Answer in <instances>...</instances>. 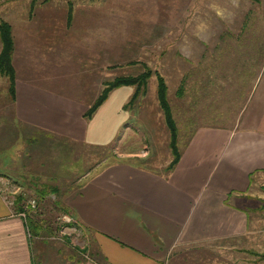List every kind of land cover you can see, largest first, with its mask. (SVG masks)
Listing matches in <instances>:
<instances>
[{
  "label": "rangeland",
  "instance_id": "1",
  "mask_svg": "<svg viewBox=\"0 0 264 264\" xmlns=\"http://www.w3.org/2000/svg\"><path fill=\"white\" fill-rule=\"evenodd\" d=\"M0 18L15 26L19 75L53 90L62 88L71 97L92 102L106 80L136 75L146 66L161 73L180 149L203 128L237 125L246 107L255 105L258 92L251 102L253 91L264 85V0H0ZM181 85L184 94L179 96ZM157 86L153 75L147 93L126 109L135 87L117 89L111 98V143L105 146L23 125L21 134L16 125L0 128L12 137L0 150L1 168L22 173L21 206L52 228L32 239L37 264H76L94 253L93 237L57 202L70 207L69 194L104 165L126 161L170 175L166 166L173 157ZM257 173L241 200L254 222L252 238L242 244L244 250L212 249L211 259L264 264V170ZM43 186L57 191L41 199ZM33 199L35 208L27 205Z\"/></svg>",
  "mask_w": 264,
  "mask_h": 264
},
{
  "label": "crops",
  "instance_id": "2",
  "mask_svg": "<svg viewBox=\"0 0 264 264\" xmlns=\"http://www.w3.org/2000/svg\"><path fill=\"white\" fill-rule=\"evenodd\" d=\"M11 25L16 91L12 95L8 78L0 76V128L16 125L21 134L23 125L92 146L111 143V98L117 89L86 118L99 94L89 102L20 76ZM257 92L255 105L246 107L237 125L203 128L194 134L181 148L182 157L170 175L115 163L72 191L67 203L76 213L77 226L93 237V252H101L110 264H223L208 255L212 249L244 250L254 222L241 200L253 177L264 170V85L253 91L251 102ZM2 131L0 150L12 138ZM2 164L0 160V264H37L27 227L29 214L17 204L18 196H24L22 173L10 174ZM76 264L101 263L85 255Z\"/></svg>",
  "mask_w": 264,
  "mask_h": 264
},
{
  "label": "trees",
  "instance_id": "3",
  "mask_svg": "<svg viewBox=\"0 0 264 264\" xmlns=\"http://www.w3.org/2000/svg\"><path fill=\"white\" fill-rule=\"evenodd\" d=\"M261 1V0H257ZM32 7H34V2H32ZM68 23L70 24L73 21V8L72 6L69 8L68 15ZM0 40H1V51H0V76H6L9 80V91L12 95L15 94L16 91V69L13 64V53L15 49V40L13 35V28L9 21L3 19L0 21ZM156 75L158 86H157V98L159 101L160 108L163 112L165 123L169 132V147L172 153V160L169 163L168 167H166V171L170 172L174 169V167L178 164L182 157V151L179 146V127L177 120L174 115V110L171 105L169 99V87L166 81V78L159 73L158 71H153L150 67H145L144 71L136 74V75H120L116 76L114 79H109L104 82V87L97 96V98L93 101V103L86 110L84 116L86 118H91L97 109L108 99L109 95L116 89L122 86H134V93L125 105V109L133 102L137 101L140 96L145 95L148 90V83L150 78ZM179 96L184 94V86L181 85L179 90L177 91ZM117 161H119L116 158ZM119 162H124L119 161ZM126 162V161H125ZM115 162H109L103 167L111 165ZM137 165V164H136ZM102 167V168H103ZM101 168V169H102ZM51 191H57L55 187L43 186L40 190H38V194L41 199L46 197V195ZM23 201V195H19L17 199V204L20 210H24L25 206H21ZM57 205L63 209L66 214H72L71 208L67 205H62L61 202H57ZM27 227L29 229V233L32 235V239L41 236H44L46 233L52 232V228L47 224L46 221L43 220H35L30 215L27 218ZM37 239V238H36ZM33 242V240L31 241ZM86 252V249H85ZM93 260L101 263V264H110L101 252L89 253L88 254ZM264 259V255H263ZM36 261V260H35Z\"/></svg>",
  "mask_w": 264,
  "mask_h": 264
},
{
  "label": "built area",
  "instance_id": "4",
  "mask_svg": "<svg viewBox=\"0 0 264 264\" xmlns=\"http://www.w3.org/2000/svg\"><path fill=\"white\" fill-rule=\"evenodd\" d=\"M29 207L31 206V208H35L36 207V205H37V202H36V200H30V201H28V204H27ZM26 210V209H25ZM23 215L24 216H26V212L24 211V213H23Z\"/></svg>",
  "mask_w": 264,
  "mask_h": 264
}]
</instances>
